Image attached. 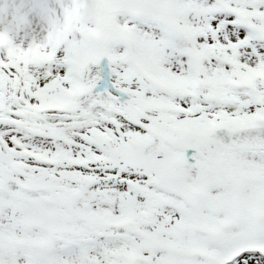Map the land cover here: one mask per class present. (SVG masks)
<instances>
[{"label": "snow or ice", "instance_id": "1", "mask_svg": "<svg viewBox=\"0 0 264 264\" xmlns=\"http://www.w3.org/2000/svg\"><path fill=\"white\" fill-rule=\"evenodd\" d=\"M0 34V264H264V0H78Z\"/></svg>", "mask_w": 264, "mask_h": 264}, {"label": "clouds", "instance_id": "2", "mask_svg": "<svg viewBox=\"0 0 264 264\" xmlns=\"http://www.w3.org/2000/svg\"><path fill=\"white\" fill-rule=\"evenodd\" d=\"M78 0H0V34L17 49L27 51L64 34Z\"/></svg>", "mask_w": 264, "mask_h": 264}, {"label": "rangeland", "instance_id": "3", "mask_svg": "<svg viewBox=\"0 0 264 264\" xmlns=\"http://www.w3.org/2000/svg\"><path fill=\"white\" fill-rule=\"evenodd\" d=\"M6 54V50H2V49H0V56H3V55H5Z\"/></svg>", "mask_w": 264, "mask_h": 264}]
</instances>
